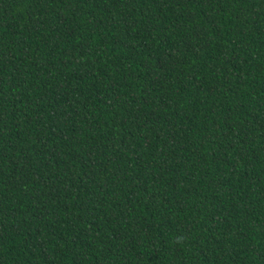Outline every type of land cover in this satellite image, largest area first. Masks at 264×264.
Listing matches in <instances>:
<instances>
[{
    "label": "trees",
    "instance_id": "obj_1",
    "mask_svg": "<svg viewBox=\"0 0 264 264\" xmlns=\"http://www.w3.org/2000/svg\"><path fill=\"white\" fill-rule=\"evenodd\" d=\"M0 264H264V0H0Z\"/></svg>",
    "mask_w": 264,
    "mask_h": 264
}]
</instances>
